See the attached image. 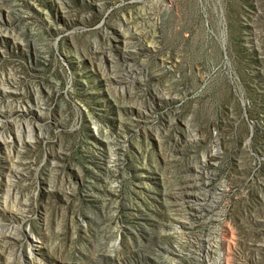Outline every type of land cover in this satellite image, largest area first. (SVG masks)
<instances>
[{
  "label": "rangeland",
  "instance_id": "obj_1",
  "mask_svg": "<svg viewBox=\"0 0 264 264\" xmlns=\"http://www.w3.org/2000/svg\"><path fill=\"white\" fill-rule=\"evenodd\" d=\"M0 264H264V0H0Z\"/></svg>",
  "mask_w": 264,
  "mask_h": 264
},
{
  "label": "bare ground",
  "instance_id": "obj_2",
  "mask_svg": "<svg viewBox=\"0 0 264 264\" xmlns=\"http://www.w3.org/2000/svg\"><path fill=\"white\" fill-rule=\"evenodd\" d=\"M133 22L135 23L136 22V20L135 19H133ZM147 24V23H146ZM137 34H135V36H136ZM200 169H201V167H200ZM198 174H197V176H199L200 177V173H201V171H199L198 170ZM182 188V186L180 187V194H179V196H178V199H173V198H171L172 200H171V202H176L177 201V204H179L180 205V203H181V200H182V202H184V203H188V202H191L190 201V199L187 197V196H185V194H184V190H182L181 189ZM198 196V195H197ZM195 199H197V198H195ZM195 199H193V200H195ZM180 223V222H179ZM179 225V224H178ZM174 228L176 229L177 228V226H174ZM219 245V244H218ZM215 246H217V245H215ZM214 246V247H215ZM216 249H212L211 248V252H214V253H216V251H215Z\"/></svg>",
  "mask_w": 264,
  "mask_h": 264
}]
</instances>
